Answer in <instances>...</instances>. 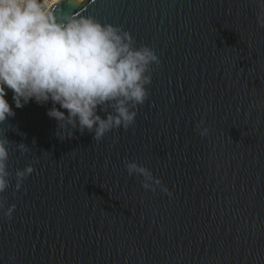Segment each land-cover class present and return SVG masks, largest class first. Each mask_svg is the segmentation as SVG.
Masks as SVG:
<instances>
[{
  "label": "water",
  "instance_id": "obj_1",
  "mask_svg": "<svg viewBox=\"0 0 264 264\" xmlns=\"http://www.w3.org/2000/svg\"><path fill=\"white\" fill-rule=\"evenodd\" d=\"M154 49L135 123L56 135L51 103L0 123V264H264V28L256 0H61ZM103 117L104 113H100ZM208 127L201 137L195 125ZM67 135V130L64 131ZM114 138L115 142H114ZM24 144L21 153L17 145ZM172 193L145 190L124 161ZM34 168L15 189V172Z\"/></svg>",
  "mask_w": 264,
  "mask_h": 264
},
{
  "label": "clouds",
  "instance_id": "obj_2",
  "mask_svg": "<svg viewBox=\"0 0 264 264\" xmlns=\"http://www.w3.org/2000/svg\"><path fill=\"white\" fill-rule=\"evenodd\" d=\"M256 3L257 24L264 28V0ZM153 64L160 65L154 49L137 47L121 26L102 24L92 15L62 13L49 0H0V123L14 115L6 99L10 91L16 108L29 101L50 102L47 115L57 122L59 139H71L73 130H87L100 141L112 130L134 125L136 107L148 99ZM203 125L201 119L195 130L206 137L209 129ZM7 144L0 138V193L9 186ZM17 148L27 151L24 144ZM124 166L129 176L142 177L143 189L154 192L159 187L172 195L148 168L127 160ZM33 171L31 164L17 170L15 189ZM14 208H5L0 198V211L8 220ZM14 261L9 257L10 264Z\"/></svg>",
  "mask_w": 264,
  "mask_h": 264
},
{
  "label": "built area",
  "instance_id": "obj_3",
  "mask_svg": "<svg viewBox=\"0 0 264 264\" xmlns=\"http://www.w3.org/2000/svg\"><path fill=\"white\" fill-rule=\"evenodd\" d=\"M59 1H61V0H59ZM49 3L55 5L57 3V0H49Z\"/></svg>",
  "mask_w": 264,
  "mask_h": 264
}]
</instances>
